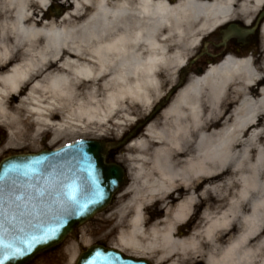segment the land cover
Returning a JSON list of instances; mask_svg holds the SVG:
<instances>
[{"label": "bare ground", "instance_id": "1", "mask_svg": "<svg viewBox=\"0 0 264 264\" xmlns=\"http://www.w3.org/2000/svg\"><path fill=\"white\" fill-rule=\"evenodd\" d=\"M59 1L70 10L43 21L49 0H0V118L28 114L54 135L131 124L130 112L163 100L170 84L130 143L134 174L113 247L170 260L205 244L208 264H264V54L228 53L171 84L206 35L247 24L264 0ZM262 35L264 45V23ZM157 202L165 218L154 224L146 214ZM195 214L193 232L175 235Z\"/></svg>", "mask_w": 264, "mask_h": 264}, {"label": "water", "instance_id": "2", "mask_svg": "<svg viewBox=\"0 0 264 264\" xmlns=\"http://www.w3.org/2000/svg\"><path fill=\"white\" fill-rule=\"evenodd\" d=\"M232 30L235 29L232 27ZM105 154L103 141L80 139L58 149L12 155L0 161V184L5 177H17L15 166L39 162L29 172L27 183L25 179L20 180L24 187L19 209L0 203V264H29L39 254L59 246L76 227L110 204L112 195L124 182V169L119 164L107 163ZM34 188H38L41 195L24 199ZM69 195L75 200L71 207L65 203ZM13 219L15 224L10 227ZM50 229L55 231L47 240L34 243L31 250L22 255L12 254L11 250L22 247L33 237H40L42 230ZM108 262L149 264L103 244L82 250L75 264Z\"/></svg>", "mask_w": 264, "mask_h": 264}, {"label": "rangeland", "instance_id": "3", "mask_svg": "<svg viewBox=\"0 0 264 264\" xmlns=\"http://www.w3.org/2000/svg\"><path fill=\"white\" fill-rule=\"evenodd\" d=\"M58 0H49V6L45 9V11L49 12V15L45 18L44 21L57 20V16H55L56 9L53 8V5H59ZM64 10L69 11V6H66ZM237 24H243L240 19L234 21ZM224 33L222 30L217 29L216 31L206 35L202 42L199 45V48L193 52L191 59L188 61V65H191L190 72L188 74V79L191 74L197 73V69L192 68L197 67V64H201L203 69L210 63L218 62L225 54L232 53V50H225L220 45V40L223 37ZM229 49V48H228ZM264 53V51H263ZM237 56L247 55V54H234ZM209 61V62H208ZM50 66H55L52 64ZM181 72H179L174 78L171 80V84L174 85L177 81V77ZM187 79V80H188ZM170 84L163 83L162 91L164 97L168 95L170 91ZM102 97V95H100ZM163 97V100H164ZM162 100V99H161ZM160 100V101H161ZM157 100L149 109H145L141 105H138V108L135 112H130V116L134 118L133 123L131 124H115L113 120L108 122L104 126L93 125L86 129L79 130H65L57 135L51 133L46 126L40 127V129H36V127H30L31 132L29 133L28 123L26 121L31 120V117L28 114H21L16 121L13 123L12 120H3L0 118L1 126L0 128L4 130H9L10 133H5L4 137L6 140L5 144H17L22 145L25 141H30L34 147H37V143H40V139L43 135L47 136V142L44 143L45 146L56 147L58 145L66 144L72 142L74 140H78L81 138H93V139H101L105 140L108 143H119L123 140L124 136H126L129 130L135 126V124L141 122L142 126L137 130L136 133L131 136V138L124 145H117L113 152V157L111 160H115L120 162L127 170V178L125 185L121 188L120 192L114 197L113 203L107 207L102 212L96 214L91 220L84 223L81 227H79L72 235L64 240V242L56 249L43 253L39 255L31 264H74L75 258L79 254L82 248H85L94 243H104L107 246H113L116 243V238L118 234V230L121 226L117 225L118 218V210L124 205L128 199L129 194L127 190L129 189L131 179L134 174V170L132 169L129 172V166L133 164L132 157L135 155L136 150L130 144L137 138L143 137V131L145 126L155 117H157L160 110L155 111V107L158 102ZM167 99L165 100V104L162 105V108L166 105ZM161 108V109H162ZM153 112V113H152ZM152 114L148 119V115ZM57 116L54 118V121H57ZM9 121L12 125H8L5 122ZM43 129V130H41ZM6 131V132H7ZM5 132V131H4ZM3 138V139H4ZM4 141V140H2ZM159 202L149 207L147 212L148 219H152V216L163 214L161 208L159 207ZM203 206H199L196 209V213H200V210ZM163 224H167L164 222ZM87 240L86 245H82L83 242ZM73 242L72 246H68L69 243ZM129 255V253H128Z\"/></svg>", "mask_w": 264, "mask_h": 264}, {"label": "flooded vegetation", "instance_id": "4", "mask_svg": "<svg viewBox=\"0 0 264 264\" xmlns=\"http://www.w3.org/2000/svg\"><path fill=\"white\" fill-rule=\"evenodd\" d=\"M170 2H175L176 0H168ZM45 14L44 12L41 13L42 20L44 19ZM264 23V2L262 6L254 13V15L251 17L250 21L247 23V29L248 32L243 39V42L236 40L235 42L229 40L226 43V47H234L236 50H242L246 53H249L253 57L261 58L264 53H262V41H263V35H262V25ZM239 43H238V42ZM27 91V88L23 91L25 93ZM32 123H29V126H32ZM31 132V130H29ZM2 137L0 136V158L11 154V153H17V152H32L36 151L39 148L34 147L32 144H30V141H25L21 146L17 145L15 143L10 145L3 146L4 141H2ZM40 148L44 147L43 142L44 139L40 140ZM108 157H111V152H108ZM201 215L195 214L192 215L189 220H184L182 224L179 227V230L181 232L175 231V235L186 237L190 233L193 232V228L197 226L198 218H200ZM165 218L164 215H156L152 216L151 223L159 224L160 220ZM159 227H162L163 225H158ZM208 249L209 246L202 244L199 248H197L195 251H190L189 253L185 255L175 254L171 256V259L158 254L157 252H152L149 255V262L150 264H169L170 262L173 264H208ZM264 258V254L261 256ZM260 256L256 257L255 259H259Z\"/></svg>", "mask_w": 264, "mask_h": 264}, {"label": "snow or ice", "instance_id": "5", "mask_svg": "<svg viewBox=\"0 0 264 264\" xmlns=\"http://www.w3.org/2000/svg\"><path fill=\"white\" fill-rule=\"evenodd\" d=\"M239 38H241V35L237 30L227 31L224 33L221 43H225L229 40L235 42ZM36 164H39V162L37 161L34 164L15 166L13 170L17 173V177H5L4 182L0 184V203H3L5 207H8L9 205H14L17 207V209H19L21 201L20 193L21 189L24 187V185L20 183V180L25 179V183H27L26 178L28 177L29 172L35 168ZM5 171L8 172L9 170L6 169ZM29 187L31 186L29 185ZM29 195L33 198H36L40 196L41 193L38 188H34L32 189V192L30 194L24 196V199H28ZM65 203L68 207H71V205L75 203V200L72 198L71 195H69L66 198ZM14 224V219L9 222L10 227H12ZM54 231V229L42 230V234L40 237H33L31 241H28L22 247H17L11 250L12 254L22 255L24 252L30 251L34 243L47 240L49 235L53 234ZM108 264H111V262H108Z\"/></svg>", "mask_w": 264, "mask_h": 264}]
</instances>
